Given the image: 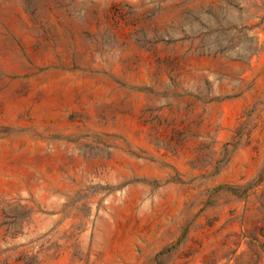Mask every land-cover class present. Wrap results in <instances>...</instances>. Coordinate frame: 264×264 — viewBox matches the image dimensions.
I'll use <instances>...</instances> for the list:
<instances>
[{"label": "rangeland", "instance_id": "374dc122", "mask_svg": "<svg viewBox=\"0 0 264 264\" xmlns=\"http://www.w3.org/2000/svg\"><path fill=\"white\" fill-rule=\"evenodd\" d=\"M0 264H264V0H0Z\"/></svg>", "mask_w": 264, "mask_h": 264}]
</instances>
